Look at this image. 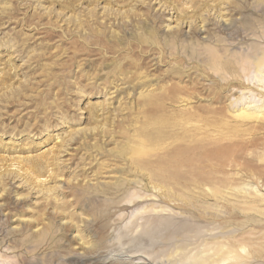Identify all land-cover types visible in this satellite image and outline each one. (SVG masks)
<instances>
[{"label":"rangeland","instance_id":"rangeland-1","mask_svg":"<svg viewBox=\"0 0 264 264\" xmlns=\"http://www.w3.org/2000/svg\"><path fill=\"white\" fill-rule=\"evenodd\" d=\"M263 53L262 0H0V264H264ZM170 86L158 125L191 129L131 154Z\"/></svg>","mask_w":264,"mask_h":264},{"label":"bare ground","instance_id":"bare-ground-1","mask_svg":"<svg viewBox=\"0 0 264 264\" xmlns=\"http://www.w3.org/2000/svg\"><path fill=\"white\" fill-rule=\"evenodd\" d=\"M262 2H263V4H264V0H262ZM213 6V5H212ZM193 7H197V4L195 5V6H193ZM198 7H199V5H198ZM203 7V6H202ZM201 8V7H200ZM197 9V8H196ZM211 9H213V7L211 8ZM215 9V8H214ZM198 12V11H197ZM208 12V11H207ZM212 12V11H211ZM245 13V12H244ZM207 15V14H206ZM209 15V14H208ZM108 16V15H107ZM218 16V15H217ZM198 19V18H197ZM239 19H240V17H239ZM238 19V20H239ZM195 20V19H194ZM199 20H200V18H199ZM212 20V19H211ZM210 20V21H211ZM226 20V19H225ZM233 20V19H232ZM237 20V19H236ZM240 20H242V19H240ZM152 21V20H151ZM235 21V20H234ZM243 21V23H241L242 25L243 24H246L247 26H250V24H249V22L248 21H246L245 19H243L242 20ZM201 22V21H200ZM223 22V21H222ZM141 23V22H140ZM231 23L233 24V22H229L228 24L229 25H231ZM235 23V22H234ZM191 24V23H190ZM195 24V23H194ZM193 24V25H194ZM204 24V23H203ZM220 24V23H219ZM236 24V23H235ZM234 24V25H235ZM192 25V24H191ZM195 25H197V24H195ZM223 25V24H222ZM195 27V26H194ZM197 27V26H196ZM199 27V26H198ZM207 27V26H206ZM222 27V26H221ZM224 27H225V29L228 27L229 28V26L227 25V24H224ZM231 27V26H230ZM202 28V27H201ZM201 28H199L200 30H201ZM251 28V27H250ZM156 29V28H155ZM238 29V28H237ZM240 29V28H239ZM196 30H197V28H196ZM241 30V29H240ZM151 31V30H150ZM156 31V30H155ZM207 30L206 29H203V33H205ZM223 31V30H222ZM231 31V30H230ZM233 31V30H232ZM153 31H151V33H152ZM197 32H200V31H197ZM207 33V32H206ZM233 33V32H232ZM226 34V33H225ZM230 34H231V32H230ZM228 35V34H227ZM173 38V42H176L177 41V38H178V36H179V34L177 33V32H175V33H173L172 35H171ZM200 36V35H199ZM229 36V35H228ZM144 37V36H143ZM151 37V36H150ZM230 37V36H229ZM152 38V37H151ZM183 38H185V37H183ZM182 39V38H181ZM203 39H210L208 36H206V37H204L203 36ZM214 39V38H213ZM217 39V38H216ZM147 40V39H146ZM183 41V40H182ZM143 42V41H142ZM214 42V41H213ZM169 43V42H168ZM138 44V43H137ZM146 44H147V42H146ZM153 44V43H152ZM193 44V43H192ZM128 45H130V44H128ZM144 45V44H143ZM149 46V45H148ZM217 46V45H216ZM114 47V46H113ZM140 47H142V45L140 46ZM151 47V46H150ZM204 47V46H203ZM186 48H187V46H186ZM205 49H207V48H205ZM216 49V48H215ZM151 50V49H150ZM153 50V49H152ZM144 51V50H143ZM210 51V50H209ZM214 51H216V50H214ZM212 52V51H211ZM213 53V52H212ZM212 53H210L209 55H208V58H209V60L208 61H210V63L209 64H211V67L212 68H218V69H220L219 68V62H218V59H217V57L216 56H214V53L212 54ZM219 54V53H218ZM244 54V53H243ZM221 57V56H220ZM223 57V56H222ZM237 57V56H236ZM226 58H227V56H226ZM186 59V58H185ZM228 59V58H227ZM220 60V59H219ZM223 60V59H222ZM235 60V59H234ZM238 62V61H237ZM236 62V63H237ZM223 63V62H222ZM235 63V64H236ZM139 64V63H138ZM208 64V65H209ZM228 64V63H227ZM227 64H226V66H227ZM229 64H231V63H229ZM235 64H234V66H235ZM239 65V64H238ZM241 65V64H240ZM262 66H264V53L263 54H261L260 56H257V57H254V59H253V61L251 62V67L255 70V71H258L257 73H259L260 74V72H259V69H260V67H262ZM177 68V67H176ZM205 68H206V66H205ZM210 68V67H209ZM174 71V70H173ZM177 70H175L174 72H176ZM234 71V70H233ZM169 73H171L170 71H168ZM182 72V71H181ZM177 73H178V71H177ZM173 74V73H172ZM264 76V75H263ZM225 84V83H224ZM231 84H233V83H231ZM226 85V84H225ZM228 85V84H227ZM230 85V84H229ZM227 88H229L228 86H227ZM160 89H162V88H160ZM177 90H179V88H177V87H175V86H170V87H164L163 88V90H162V92L161 93H158L157 95H155V96H152V97H149V98H147L148 96H146L145 98L143 97V103H142V107H143V111L144 112H151V113H156L157 114V117L155 118V119H151V120H147L146 122H145V127H143V129L141 130V134H140V137H139V139H138V143H137V145H136V148L135 149H133V150H129L128 148V151L129 152H131V154H137V155H148L149 154V152H148V147H150L151 146V144H157V146H162L161 145V143H159V140L163 137L164 138V140L166 139V138H169V137H172L173 135H175V136H177L180 132H182V133H185L184 131H187V130H190L191 128L190 127H187L185 124H182V123H172L173 124V126H175V129H172V130H165V128H163V126L162 127H160L158 124H160L163 120H164V118H166V116H167V114H166V111L165 110H163L164 108H162L161 107V105L160 104H163L164 105V102L166 101V100H168V99H173V98H175V95H176V91ZM160 91V90H159ZM183 91L184 92H186L185 90H184V88H183ZM181 92H182V90H181ZM151 92H148V94H150ZM143 94H144V91H143ZM177 101V100H176ZM138 105V104H137ZM139 106H141V105H139ZM240 109V108H239ZM238 109V110H239ZM231 111V110H230ZM237 112V111H236ZM183 113L185 114V111H180V113H178L179 115H183ZM230 114V113H229ZM146 115V114H145ZM173 115H175V113H173V114H168V116H170V117H173ZM230 116V115H229ZM237 116H239V117H242V118H247V117H254V113L252 114V113H248L246 110H243V111H241L240 113H238V115ZM234 118V117H233ZM257 118V117H256ZM255 118V119H256ZM259 118H261V116L259 117ZM258 118V119H259ZM264 120V119H263ZM183 121V120H182ZM187 121H188V119H187ZM185 122V123H188V122ZM202 121V120H201ZM256 121V120H255ZM261 122V121H260ZM248 123H249V121H248ZM188 125V124H187ZM165 126V125H164ZM170 128H172V127H170ZM235 129V128H234ZM196 131V133H194L193 135H191V132H190V134H188L187 136H183V137H179V138H181V140L184 142V143H178V144H174L173 146H170L171 147V150H173L174 152H175V154L172 156V157H167V155H163L162 154V156L161 155H159V157H158V159L157 160H159V161H164V160H168V161H171L170 163H172V164H174V165H176V163L175 162H178L177 161V157L179 158V156H184V157H186V159L187 160H189V158L191 157V153H190V151L192 150H194V148L195 147H198V148H200V150L203 148L204 149V147H205V139H203L204 137H196V135H198L197 134V130H195ZM183 135V134H182ZM185 135V134H184ZM178 137V136H177ZM169 140V139H168ZM177 142V141H176ZM175 143V142H174ZM126 146V145H125ZM154 147H155V145H154ZM163 147V146H162ZM148 149V150H147ZM159 149V148H158ZM161 149V148H160ZM165 149V148H164ZM176 150V151H175ZM178 150V151H177ZM215 150V149H214ZM127 151V152H128ZM204 151H208L207 149L206 150H204ZM203 150H201V152L203 153L204 152ZM211 151V150H210ZM210 151L208 152V155H209V153H210ZM217 151V150H216ZM215 151V152H216ZM185 152H187V154L188 155H186L185 154ZM201 152H200V155L203 157V155H206V154H204L203 153V155L201 154ZM212 153H213V150L211 151ZM214 152V153H215ZM219 151H217V153H218ZM166 153V152H165ZM171 153V152H170ZM213 153V154H214ZM217 153H215V155L217 154ZM151 154V153H150ZM156 154V153H155ZM168 154V153H167ZM172 154V153H171ZM221 153L219 152L218 153V155H217V157L220 155ZM119 155V154H118ZM129 156V155H128ZM133 156V155H132ZM151 156V155H150ZM192 156H196L195 154H193ZM201 156H198V157H200L201 158ZM197 157V156H196ZM197 157V158H198ZM208 158H209V156H207ZM206 156H205V158H207ZM211 157H213V156H211ZM130 159V158H129ZM193 159V158H192ZM199 159V158H198ZM204 159V158H203ZM202 159V160H203ZM134 160V159H133ZM154 160H156V159H153V160H151V161H154ZM191 160V159H190ZM207 160V159H206ZM149 161V160H148ZM192 161H194V160H192ZM196 161H198V160H196ZM132 162V161H131ZM134 162V161H133ZM182 162V161H181ZM180 162V163H181ZM185 162V160L182 162V163H184ZM136 164H138L140 167L141 166H144V164L146 163L145 162V160H143V159H136V162H135ZM150 163H152V162H150ZM155 163H156V161H155ZM179 163V162H178ZM179 163V164H180ZM185 163H187V162H185ZM193 163V162H192ZM137 166V165H136ZM139 166H137V167H139ZM173 167V166H172ZM167 168V167H166ZM166 168H158L157 170H162V171H165V169ZM139 169H141V168H139ZM147 170V169H146ZM153 171V170H152ZM161 171V172H162ZM175 171V170H174ZM169 172V171H168ZM179 172V171H178ZM178 174V173H177ZM181 174H184V173H181ZM147 175H149V174H147ZM151 175V174H150ZM159 175V174H158ZM154 176V175H153ZM163 176V175H162ZM152 177V176H151ZM160 177V176H159ZM158 177V178H159ZM157 178V177H156ZM160 178H162V177H160ZM181 178V177H180ZM175 181V180H174ZM180 183V182H179ZM195 185V184H194ZM164 186V185H163ZM166 186H170V185H166ZM188 187V186H187ZM190 187V186H189ZM188 187V188H189ZM161 188V187H160ZM163 188V187H162ZM168 187H165L164 189L166 190ZM169 189V188H168ZM167 189V190H168ZM171 189V188H170ZM223 189V188H222ZM190 190V189H189ZM213 190V189H212ZM224 190V189H223ZM171 191V190H170ZM169 191V192H170ZM175 192V191H174ZM223 192V191H222ZM239 192H240V190H239ZM167 194V193H166ZM174 194H176V193H174ZM215 194V193H214ZM223 194V193H222ZM234 194V193H233ZM236 194V193H235ZM240 194V193H239ZM221 195V194H220ZM175 196V195H174ZM246 196H248V195H246ZM254 196H256V195H254ZM258 196V195H257ZM219 197V196H218ZM217 197V198H218ZM222 197H224V195L222 196ZM240 197V196H239ZM244 197V196H243ZM216 198V197H215ZM245 198H247V197H245ZM250 198V197H249ZM221 199H223V198H221ZM241 199V198H240ZM258 199H263V198H258ZM224 200V199H223ZM227 200H228V198H227ZM227 200H225V201H227ZM251 200V199H250ZM252 200H255V199H252ZM263 202H264V200H263ZM243 203V202H242ZM241 203V204H242ZM244 204V203H243ZM242 204V205H243ZM246 204V203H245ZM244 206V205H243ZM248 208V207H247ZM249 208H251L250 207V204H249ZM242 209V208H241ZM243 209H245V206H244V208ZM252 209V208H251ZM257 209V208H256ZM264 209V208H263ZM250 210V209H249ZM264 211V210H263ZM237 212V211H236ZM250 212V211H249ZM234 213V212H233ZM239 215V214H238ZM261 225V224H260ZM181 226V225H180ZM224 228H225V226H224ZM223 229V228H222ZM264 231V230H263ZM240 232H242V231H240ZM244 232V231H243ZM242 232V233H243ZM250 232H252V231H250ZM249 232V233H250ZM242 233H240V234H242ZM244 234V233H243ZM251 235V234H250ZM252 235H254V234H252ZM251 235V236H252ZM257 234H255V236H256ZM261 235V234H260ZM262 235H263V233H262ZM219 236V235H218ZM232 237H233V235H231ZM246 236H249V235H247L246 234ZM232 237H230V238H232ZM254 237V236H253ZM263 237V236H262ZM216 238V237H215ZM223 238V237H222ZM230 238H228L227 237V239H230ZM241 238V237H240ZM247 238H249V237H247ZM255 238V237H254ZM254 238H251V239H254ZM260 238V237H259ZM264 238V237H263ZM233 239V238H232ZM243 238H241V240H242ZM251 239H248V240H250V242H252V240ZM255 239H257V238H255ZM214 239H212V241H213ZM218 240V239H217ZM220 240V239H219ZM238 240V239H237ZM245 240V239H244ZM243 240V241H244ZM247 240V241H248ZM260 240V239H259ZM262 240V239H261ZM264 240V239H263ZM225 241V240H224ZM229 241H231V240H229ZM234 241H236V239L234 240ZM233 241V242H234ZM240 241V240H239ZM238 241V242H239ZM242 241V242H243ZM256 241V240H255ZM221 242V241H220ZM232 242V243H233ZM237 242V243H238ZM216 243H217V245L215 246V250H214V252H213V254L209 257V256H198V257H193V258H189L190 256V254H188V258L189 259H186L185 261H184V264H215V263H218V262H223L225 259H229V258H231V257H233V258H236V255L235 254H232V252H231V249H228V250H230V251H227V250H224L222 247H223V244L221 245V244H218V242L216 241ZM222 243V242H221ZM236 243V244H237ZM245 243V242H244ZM248 243V242H247ZM259 243V242H258ZM263 243V242H262ZM212 244V243H211ZM235 244V243H234ZM233 244V245H234ZM236 244L234 245V246H236ZM239 245H238V247L240 248H244L245 246L243 245V243L241 244L240 242L238 243ZM250 244V243H249ZM257 243H255V245H256ZM259 244H261V243H259ZM259 244L256 246V247H254V248H257L258 246H259ZM224 245H226V244H224ZM252 245V244H251ZM250 245V246H251ZM261 246V245H260ZM263 246V245H262ZM225 247V246H224ZM237 247V248H238ZM246 247H247V245H246ZM246 247H245V249H246ZM252 247V246H251ZM182 248V247H181ZM260 248V247H259ZM258 248V249H259ZM261 248H263V247H261ZM208 249V248H207ZM212 249V248H211ZM251 249V248H250ZM253 249V248H252ZM257 249V250H258ZM261 250V249H260ZM246 252V251H245ZM249 252H251V250L249 251ZM253 252H254V249H253ZM257 253V252H256ZM198 254V253H197ZM196 254V255H197ZM257 254H259V253H257ZM196 255H194V256H196ZM254 255V254H253ZM246 256V255H245ZM264 256V255H263ZM185 257V256H184ZM187 257V256H186ZM243 257V256H242ZM244 258V257H243ZM239 260V259H238ZM236 262V261H235ZM233 264H235V263H233Z\"/></svg>","mask_w":264,"mask_h":264}]
</instances>
